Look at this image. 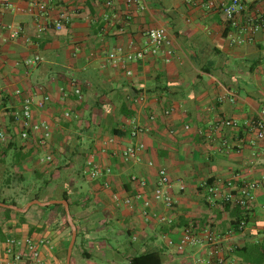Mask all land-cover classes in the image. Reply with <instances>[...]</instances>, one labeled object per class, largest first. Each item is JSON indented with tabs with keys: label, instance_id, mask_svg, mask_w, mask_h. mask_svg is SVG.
I'll return each instance as SVG.
<instances>
[{
	"label": "crops",
	"instance_id": "obj_1",
	"mask_svg": "<svg viewBox=\"0 0 264 264\" xmlns=\"http://www.w3.org/2000/svg\"><path fill=\"white\" fill-rule=\"evenodd\" d=\"M1 1L6 9L0 14V134L7 139H0V198L12 196L18 208L34 200L47 203H32L24 212L12 209L25 213V222L18 223L13 213L3 224L6 237L45 240L40 261L28 264H66L71 227L64 206L51 202L63 194L76 227L74 244L78 241L89 264L127 263L145 249L160 252L162 264H196L205 247L177 252L165 240H177L188 227L198 235L209 228L222 237L225 264H264L255 251L264 246V139L250 127L264 118V18L254 33L245 29L247 16L259 17L264 0H247L246 14L234 25L221 13L224 0H213L212 8L204 6L207 0H143L144 10L132 0H112L111 7L104 0ZM57 19L61 29L52 23ZM156 26L172 37L170 61L155 57L132 63L131 75L109 63L107 56L117 47L141 46L144 32ZM230 35L244 41L232 43ZM33 56L40 60L25 65ZM72 79L81 88L79 97ZM44 94L49 101L33 107L32 116L51 128L47 149L32 133L22 140L13 116L25 96L38 100ZM139 95L142 102H134ZM133 118L146 133L131 137ZM226 119L238 126L223 125ZM138 143L143 144L140 161H125L121 150ZM47 153L52 161L41 162ZM87 157L111 167L109 188L102 186L104 177L84 175ZM160 168L172 181L175 204L167 210L155 202L152 210L169 216L171 225L152 216L146 221L140 206L116 205L111 197L134 193L131 176L145 179L144 193L151 197ZM229 179L259 182L244 230L231 236L238 208L219 201L212 205L204 197V184ZM34 193L41 199H32ZM31 227L37 230L30 232ZM4 241L0 264H9Z\"/></svg>",
	"mask_w": 264,
	"mask_h": 264
},
{
	"label": "built area",
	"instance_id": "obj_2",
	"mask_svg": "<svg viewBox=\"0 0 264 264\" xmlns=\"http://www.w3.org/2000/svg\"><path fill=\"white\" fill-rule=\"evenodd\" d=\"M138 4V8L144 10L146 2L143 0H132ZM104 5L112 6V0H104ZM39 8L44 9L45 3H39ZM206 8L215 7L213 0H207L204 3ZM221 13L227 22L236 24L237 17L247 12V0H224L220 5ZM3 9H6V3L0 0V14ZM247 16V15H246ZM260 17V18H259ZM259 17L247 16V27L245 28L249 33H254L261 26V21L264 18V7L261 10ZM56 29H61L63 24L60 20H53ZM41 30V29H39ZM16 31H13L10 36H15ZM1 37V34H0ZM232 43H242L244 39L238 35H230ZM132 42H128L127 49L122 46L117 47L113 54L107 56L110 64L118 66L124 70L126 75H131L132 70L129 65L135 62L142 61L146 58L160 57L164 62L171 60L173 55V40L169 31L164 26H156L148 28L144 32L143 44L139 47H132ZM40 60L39 56L28 57L24 60L27 66H33ZM72 91L76 96L81 95V88L76 79H72L70 83ZM20 91H16L19 93ZM144 96L139 95L133 101L136 103L142 102ZM50 96L44 94L40 99L34 100L32 96H25L21 101V107L14 112V120L19 126V136L22 140H29L30 133L34 134L38 140L40 147L47 149L51 139V128L45 121H35L32 116L33 107L43 108L49 101ZM169 113V110H165ZM264 113V112H262ZM64 118L70 117V112L64 111ZM153 117L151 116L150 119ZM225 126L237 127L238 123L233 119H226L222 123ZM129 133L131 137H138L147 132V128L141 126L133 118L128 121ZM254 131L257 139H264V118L260 117L250 126ZM187 128V126H185ZM0 139L5 141L7 138L4 134H0ZM143 148L142 143L130 144L121 150V157L125 161H140L139 151ZM41 162L49 163L52 161V154L47 153L40 158ZM152 165V162H148ZM83 173L89 179H97L104 177L102 186L109 188L110 184L107 179L112 174V169L109 166H100L96 161L88 157L84 162ZM156 180L153 186L151 197L145 195L147 182L143 178L131 176V182L135 183V190L132 195L121 197L119 193L113 192L111 194L112 200L116 205H123L129 209H134L140 206L139 211L144 220H149V217H154L159 223L172 224V219L163 214L153 212V203H161L162 206L171 210L174 207L175 200L170 192L172 181L165 169L160 168L156 174ZM259 186L258 181L254 180H217L214 182L204 184L205 199L209 204H215L217 201L222 204H229L238 207L241 211L239 220L236 222L234 228L228 231V236L235 232L244 230L247 222V216L251 210L254 199V191ZM183 189V184L180 185ZM168 246H173L177 252H182L187 246L199 245L206 248L205 256H198L195 259L196 264H225L226 262V248L223 244V239L218 234L209 228L202 230L201 234H195L190 227L183 230L181 236L174 240L170 237L165 238ZM44 239H34L29 236L15 237L8 236L4 241V253L9 258V264H28L29 262H39V247L44 243ZM232 248H229L231 251ZM127 264V263H119Z\"/></svg>",
	"mask_w": 264,
	"mask_h": 264
},
{
	"label": "trees",
	"instance_id": "obj_3",
	"mask_svg": "<svg viewBox=\"0 0 264 264\" xmlns=\"http://www.w3.org/2000/svg\"><path fill=\"white\" fill-rule=\"evenodd\" d=\"M128 113L129 112L126 113V116H129ZM85 160H84V162H85ZM32 199H41V197H40L39 194L34 193L33 196H32ZM61 199H64V200H66L68 202V198H67V196L65 194H63L61 196ZM0 202L4 203V204L17 205L16 201L14 200V198L12 196H10V198H0ZM238 210H239V217H238V220H239L240 215H241V211H240L239 208H238ZM0 211H1V213H0V242H2V241H4L6 239V235H5L4 229H3L4 228V225H3L4 222H7V221L11 220V215L14 213L15 216L17 217V222L18 223H23V222H25V219H24L25 213H20V212H17V211H13L10 208L1 207V206H0ZM33 230L36 231L37 228L36 227H31L30 228V232H32ZM255 251H259V257H260V259L262 261H264V246L263 245H261V246L260 245H256V250ZM240 252H243V250L240 251ZM250 254H254V252H252V253L250 252ZM251 258H252V256H250L249 259H251ZM162 263H163V259H162L161 253L158 252L157 250H154V249H145L144 251L138 252L135 255L131 256L127 260V264H162Z\"/></svg>",
	"mask_w": 264,
	"mask_h": 264
},
{
	"label": "water",
	"instance_id": "obj_4",
	"mask_svg": "<svg viewBox=\"0 0 264 264\" xmlns=\"http://www.w3.org/2000/svg\"><path fill=\"white\" fill-rule=\"evenodd\" d=\"M51 202L61 203L64 206V209H65V212H66V217H67L68 223H69V225L71 227V232L72 233H71V238H70V241H69V244H68V247H67V254H66V264H70L71 251H72V247L74 245L75 238H76V227H75V224H74V222L72 220V217H71V214H70V209H69V206H68V202L66 200H64V199L52 200ZM32 203H37V204H42V205L47 204V203H40L38 200H34L30 204H32ZM30 204H28L27 206H25L23 208H18L15 205L4 204V203L0 202V206L1 207H7V208L15 209V210H18L20 212L26 211Z\"/></svg>",
	"mask_w": 264,
	"mask_h": 264
},
{
	"label": "rangeland",
	"instance_id": "obj_5",
	"mask_svg": "<svg viewBox=\"0 0 264 264\" xmlns=\"http://www.w3.org/2000/svg\"><path fill=\"white\" fill-rule=\"evenodd\" d=\"M71 264H89L90 261L79 252L78 241L73 245L70 257ZM98 261V260H97Z\"/></svg>",
	"mask_w": 264,
	"mask_h": 264
}]
</instances>
